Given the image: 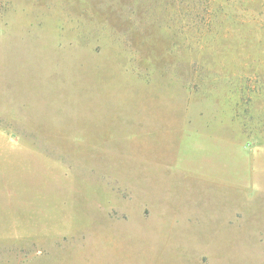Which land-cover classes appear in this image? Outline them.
<instances>
[{
  "label": "rangeland",
  "instance_id": "obj_1",
  "mask_svg": "<svg viewBox=\"0 0 264 264\" xmlns=\"http://www.w3.org/2000/svg\"><path fill=\"white\" fill-rule=\"evenodd\" d=\"M0 264H264V0H0Z\"/></svg>",
  "mask_w": 264,
  "mask_h": 264
},
{
  "label": "crops",
  "instance_id": "obj_2",
  "mask_svg": "<svg viewBox=\"0 0 264 264\" xmlns=\"http://www.w3.org/2000/svg\"><path fill=\"white\" fill-rule=\"evenodd\" d=\"M177 157L180 168L210 180L245 188L252 182V153L238 141L201 131L182 134Z\"/></svg>",
  "mask_w": 264,
  "mask_h": 264
}]
</instances>
